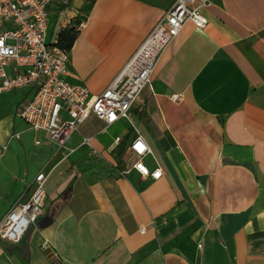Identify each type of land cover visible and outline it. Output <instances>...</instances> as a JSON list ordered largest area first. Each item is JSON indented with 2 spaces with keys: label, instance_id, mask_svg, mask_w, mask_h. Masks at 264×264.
Here are the masks:
<instances>
[{
  "label": "crops",
  "instance_id": "1",
  "mask_svg": "<svg viewBox=\"0 0 264 264\" xmlns=\"http://www.w3.org/2000/svg\"><path fill=\"white\" fill-rule=\"evenodd\" d=\"M209 1L207 28L185 25L131 111L153 151L144 164L163 171L158 181L142 179L132 163L119 167L122 147L133 162L127 121L104 130L91 117L68 141V155L18 117L31 88L0 97V146L12 144L0 158V221L27 200L41 171L50 178L64 166L23 239L0 242V264H264V0ZM174 2L55 5L52 34L84 17L68 80L102 93ZM175 94L183 100L173 102ZM90 137L107 167L68 181L64 161L90 157ZM45 146L50 152L40 153Z\"/></svg>",
  "mask_w": 264,
  "mask_h": 264
},
{
  "label": "built area",
  "instance_id": "2",
  "mask_svg": "<svg viewBox=\"0 0 264 264\" xmlns=\"http://www.w3.org/2000/svg\"><path fill=\"white\" fill-rule=\"evenodd\" d=\"M72 0H0V97L24 88L33 90L32 97L19 108L17 115L31 130L45 134L48 142L69 155L71 137L95 117L105 124L106 130L125 120L133 133L129 145L133 162L131 168L142 179L158 181L163 171H151L144 159L153 155L132 117L133 106L143 93L152 89L153 75L166 49L179 36L186 24L206 29L208 20L202 9L209 0H175L156 25L143 45L102 93L92 95L81 84L68 80L70 52L58 46L57 35L50 29V15L55 5L68 8ZM82 22L78 30L84 28ZM171 100L179 103L183 96L175 94ZM12 139H19L13 135ZM122 139H116L121 144ZM37 144H40L38 141ZM90 156L101 157L85 138ZM8 145L0 146V158ZM49 175L41 171L28 188L25 202H17L0 221V242L19 243L43 214L46 183ZM145 229L142 232L145 233Z\"/></svg>",
  "mask_w": 264,
  "mask_h": 264
},
{
  "label": "rangeland",
  "instance_id": "3",
  "mask_svg": "<svg viewBox=\"0 0 264 264\" xmlns=\"http://www.w3.org/2000/svg\"><path fill=\"white\" fill-rule=\"evenodd\" d=\"M78 20H84V17H78L76 22L74 24H72L73 26L78 25ZM71 25V26H72ZM56 30V35L59 34V32L61 31V29L58 27L55 28ZM117 131L119 132L118 126L111 128L109 130V133L106 135H102L100 138L101 139H105V138H109L110 136L114 135L115 133H117ZM13 143V142H12ZM12 144H10L9 146L11 147ZM8 146V147H9ZM38 151L41 153H49L50 150L48 149L47 146L45 147H39ZM67 155V154H66ZM118 161H119V167L124 166V165H131L132 161H131V157L129 155L128 152L125 151V148H121L120 150V154L118 156ZM78 162H75L73 160V156L68 157L66 159V161H64L67 164L66 167V173L68 174V181L70 179H72L73 177H76V180L78 179L79 181H82V177L84 175H87L89 171H92L93 169L98 170V171H102L105 170V168L107 167L106 164H104V161L102 159V157H93L90 156L88 157V155L83 154V156L80 158V160H77ZM64 168V166L58 167L56 168L51 177L48 179L47 183H46V188L49 187H55V183L56 180L58 179V174L60 173V171ZM98 171H95V173H98Z\"/></svg>",
  "mask_w": 264,
  "mask_h": 264
},
{
  "label": "trees",
  "instance_id": "4",
  "mask_svg": "<svg viewBox=\"0 0 264 264\" xmlns=\"http://www.w3.org/2000/svg\"><path fill=\"white\" fill-rule=\"evenodd\" d=\"M82 22H80L77 26H79ZM77 26L74 28H66L59 32L58 37V46L61 48L71 51L74 43L79 35V31L77 30Z\"/></svg>",
  "mask_w": 264,
  "mask_h": 264
},
{
  "label": "water",
  "instance_id": "5",
  "mask_svg": "<svg viewBox=\"0 0 264 264\" xmlns=\"http://www.w3.org/2000/svg\"><path fill=\"white\" fill-rule=\"evenodd\" d=\"M50 258H54L52 255H51V257Z\"/></svg>",
  "mask_w": 264,
  "mask_h": 264
}]
</instances>
